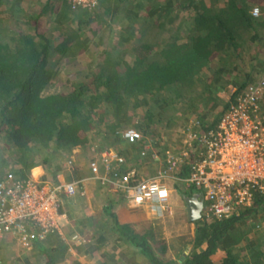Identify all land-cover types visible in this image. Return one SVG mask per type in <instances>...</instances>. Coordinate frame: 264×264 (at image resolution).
Segmentation results:
<instances>
[{"label": "trees", "instance_id": "obj_1", "mask_svg": "<svg viewBox=\"0 0 264 264\" xmlns=\"http://www.w3.org/2000/svg\"><path fill=\"white\" fill-rule=\"evenodd\" d=\"M37 1L42 9L24 10L22 0H0V145L3 142L13 152L11 158H0V181L10 171L27 178L37 166L46 168L54 178L59 162L74 148L109 147L111 138L116 140L124 129L136 126L145 133L159 128L164 135L162 150L160 146L159 150L149 149L163 156L158 159L163 168L168 148L190 152L176 171L179 179L186 178L190 165L203 151L198 141L184 144L186 127L201 135L218 124L230 104V100L222 101L219 110L217 92L227 82L224 76L234 71L233 59H240L264 29V15L252 14L256 7L253 1H180L177 15L160 24L168 30L161 41L145 39L119 49L120 43L110 40L109 46L97 51L98 57L86 63L76 50L82 43L91 45L87 36L95 32L98 23L110 28L116 13L126 8L138 15L144 0H99L92 11L74 9L68 3L69 10L56 18L58 29L54 33L40 30L42 21L48 22L50 6ZM148 2L161 12L167 11L155 0ZM108 4L112 5L109 10ZM179 18L180 28L174 32L173 23ZM56 53L74 61L78 69L66 71L62 61L52 64ZM255 81L248 76L237 88ZM55 82L60 86L52 90ZM157 106L160 113L154 110ZM171 110L177 114H168ZM97 138L104 142L97 144ZM145 146V139L133 144L132 152L138 150L136 158H140L134 160L137 169L145 161H153L141 156ZM101 216L105 219L99 224V241L105 239L104 228L110 221L119 239L132 243L125 254L132 264H249L248 251L253 254L254 250L251 241L244 243L243 238L251 227L264 224V193L255 191L250 206L227 218L202 214L193 220L195 234L183 244L179 241L175 250L179 262L165 259L147 239L131 236L110 204L103 206ZM4 240L0 238V242ZM136 247L138 251L133 250ZM42 252L47 264H52L50 254ZM0 264L4 262L0 260Z\"/></svg>", "mask_w": 264, "mask_h": 264}, {"label": "crops", "instance_id": "obj_2", "mask_svg": "<svg viewBox=\"0 0 264 264\" xmlns=\"http://www.w3.org/2000/svg\"><path fill=\"white\" fill-rule=\"evenodd\" d=\"M48 7V15L46 18L48 22L42 21L40 30L43 32H57L58 25L56 18L62 14L66 8L69 10L68 0H43ZM156 5H163L167 7V11L161 12L154 8V4L144 0V6L139 10L140 14H135L129 8L118 11L114 16V22L110 28L104 24L98 26L95 32L89 34L87 37L91 39V45H84L77 48L78 56H83V63L98 57L99 50L102 47L109 46L110 40L120 43L119 49L129 48L133 45L151 39L161 41L164 35L168 32L167 29L160 26L161 22H165L170 17H175L178 13V3L183 0H155ZM198 1V0H197ZM254 6L260 7V15H264V0H251ZM112 2L115 3L113 0ZM24 10L42 9L37 0H22ZM112 5H107V10L111 9ZM169 8V9H168ZM176 8V9H175ZM46 11V12H47ZM150 12V13H149ZM47 14V13H46ZM151 15V17L147 15ZM180 19V18H179ZM108 18V22H110ZM55 23V24H54ZM166 23V22H165ZM181 19L173 23L172 30L175 32L180 28ZM167 24V23H166ZM167 27V26H166ZM185 33L186 29L183 28ZM87 32V31H86ZM85 32V33H86ZM92 46L94 51H92ZM53 55L52 64H57L59 61L63 62V66L71 64L76 68L74 61L70 59L64 60L57 55ZM77 56V55H76ZM86 56V57H85ZM76 58V57H75ZM232 66L234 71L228 72L224 79L227 81L221 89L217 92L218 102L222 108V101H229L231 96V88L238 87L246 77L257 79L264 76V29L261 30L260 35L254 42H251V47L242 52V56L233 59ZM68 68L66 69V71ZM73 71V69H71ZM157 113H160V107H154ZM139 129V127L136 126ZM140 130V129H139ZM146 146L151 150H162L165 143L164 135L160 133L159 128L152 129V132H144L141 130ZM109 147L115 149L125 160L124 170L129 166H136L135 161L138 162V150H134L133 144L129 143L121 135L116 140L111 138ZM89 151L88 148L76 147L68 156L67 160L80 149ZM75 156V155H74ZM78 156H80L78 154ZM163 159V156H161ZM135 160V161H134ZM138 165V164H137ZM163 163L161 160L145 161L138 166L141 178H156L165 183L171 190L175 189L185 199L184 210H180L177 196L170 198L169 204L162 209L160 214H156L151 205L142 207H132L128 205L124 195L121 192H113L107 186H102L100 182L90 176L88 164L82 167L81 163L77 162L75 169H69L65 163H59L56 177L59 181H72L76 178H84L86 191L84 195H77L73 199L66 200L64 208L67 212V218L63 219L60 232L51 233L42 241L36 242L35 247L31 251L22 250L15 240L5 239L0 242V260L4 264H47V258L42 250H46L53 259L52 264H132L126 258L125 254H129L132 243H128L119 239V233L112 230V224L107 222L108 226L104 229V240L99 241V224L104 221V216H101L103 206L110 204L112 211L116 214L117 220L125 230L135 238L143 241L147 239L149 244H153L161 252V255L167 260H176L178 255L175 253L183 244L185 240H190L195 234L196 225L187 214L186 201L187 198L202 192L196 187L186 188L182 179H179L178 172H171L169 175H163ZM32 174L50 178L52 175L42 166H37L32 170ZM186 190V191H185ZM172 191V190H171ZM188 195L184 196L185 192ZM186 194V193H185ZM173 202V203H171ZM185 215V221L182 218ZM261 227H251V232L245 237L244 243L251 241V249L253 254L248 251L246 261L249 264H264V224ZM171 229V230H170ZM179 229V231H177ZM186 230L191 234L188 238L185 237ZM73 236H77L74 240ZM247 240V241H245ZM180 241V244H179ZM179 244V245H178ZM139 248H133L138 251ZM248 250V249H246ZM246 252V251H245ZM182 254V252H181ZM182 257V256H181ZM135 264V263H133Z\"/></svg>", "mask_w": 264, "mask_h": 264}, {"label": "built area", "instance_id": "obj_3", "mask_svg": "<svg viewBox=\"0 0 264 264\" xmlns=\"http://www.w3.org/2000/svg\"><path fill=\"white\" fill-rule=\"evenodd\" d=\"M72 8L92 11L99 0H68ZM252 14L258 16L260 8ZM264 76L249 86L231 88L230 104L218 124L205 134H197L186 127L184 144L198 141L203 147L201 158L190 166V174L183 178L186 188L196 187L204 194L202 214L218 220L250 206L255 191L264 193ZM121 136L134 144L144 139L134 127L124 129ZM94 156L89 159L90 176L113 192H121L128 205H151L160 214L170 199L168 186L156 178H141L136 167L124 168L126 160L112 147L99 149L92 145ZM141 150L143 158L158 160V152ZM188 150L165 151L163 175L179 170L189 159ZM65 165L74 170L73 159ZM85 178V177H84ZM84 178L58 180L34 174L27 178L8 172L0 181V238L11 239L25 251L54 232H60L62 220L67 218L66 200L86 191ZM264 223V217H263ZM76 240L77 236H73Z\"/></svg>", "mask_w": 264, "mask_h": 264}, {"label": "rangeland", "instance_id": "obj_4", "mask_svg": "<svg viewBox=\"0 0 264 264\" xmlns=\"http://www.w3.org/2000/svg\"><path fill=\"white\" fill-rule=\"evenodd\" d=\"M1 37V36H0ZM68 68V70H71V69H73V70H76V68L74 67V66H72L70 63L69 64H66V65H64V69H67ZM57 85H58V83L57 82H55V85H52V90H55L56 89V87H57ZM58 86H60V84L58 85ZM195 102V104L197 103V101H194ZM187 105V104H186ZM177 114V111H173V110H171L170 112H168V114ZM183 126H181V128H182ZM177 132L179 133L180 132V129H177ZM94 142H96L97 144H99V143H101V142H104V140L103 139H96V140H94ZM106 143V142H105ZM2 145H0V158L1 157H3V156H7L8 158H11V156H13V152H12V150H10L8 147H7V145L6 144H4L3 142L1 143ZM94 146H96V145H94ZM4 147V148H3ZM91 147V146H90ZM90 147H87L88 148V150L89 151H83V150H81L80 148V151H77V153L75 152L74 154H73V156L72 157H70L71 159H73V161H74V167L76 166V164H77V162L79 163H81V165H82V167H85V166H87V164L89 163V159L90 158H92L93 156H94V152L90 149ZM6 148V149H5ZM76 149V148H75ZM78 154L80 155V156H78ZM75 155V156H74ZM69 158V159H70ZM66 160L67 159H65L64 158V160L63 161H61V163H65L66 162ZM60 163V162H59ZM35 169V168H34ZM33 169V170H34ZM10 172H12V171H10ZM12 173H14V174H16L15 172H12ZM169 188V187H168ZM170 189V188H169ZM172 190V191H171ZM170 190V198L172 199L174 196H177V199H178V205L180 206V210L183 212V210H184V202H183V198H182V196L178 193V191H176L175 189H171ZM186 191V190H185ZM169 201H170V199H169ZM171 203H173V202H171ZM169 204V202L165 205V206H167ZM164 209V208H163ZM182 218H183V220L185 221V215H182ZM171 230V229H170ZM177 231H179V229H177ZM189 236H191V234H189V232L186 230V235H185V237H189Z\"/></svg>", "mask_w": 264, "mask_h": 264}, {"label": "water", "instance_id": "obj_5", "mask_svg": "<svg viewBox=\"0 0 264 264\" xmlns=\"http://www.w3.org/2000/svg\"><path fill=\"white\" fill-rule=\"evenodd\" d=\"M187 214L191 220H196L202 216L204 207V194L202 192L194 194V196L187 198L186 201Z\"/></svg>", "mask_w": 264, "mask_h": 264}, {"label": "clouds", "instance_id": "obj_6", "mask_svg": "<svg viewBox=\"0 0 264 264\" xmlns=\"http://www.w3.org/2000/svg\"><path fill=\"white\" fill-rule=\"evenodd\" d=\"M36 168V167H35Z\"/></svg>", "mask_w": 264, "mask_h": 264}]
</instances>
